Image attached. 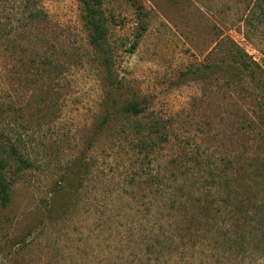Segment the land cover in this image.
<instances>
[{"label":"rangeland","instance_id":"374dc122","mask_svg":"<svg viewBox=\"0 0 264 264\" xmlns=\"http://www.w3.org/2000/svg\"><path fill=\"white\" fill-rule=\"evenodd\" d=\"M137 2L0 0V264H264V0Z\"/></svg>","mask_w":264,"mask_h":264},{"label":"trees","instance_id":"16d2710c","mask_svg":"<svg viewBox=\"0 0 264 264\" xmlns=\"http://www.w3.org/2000/svg\"><path fill=\"white\" fill-rule=\"evenodd\" d=\"M78 1L82 6L83 20L86 26L88 27V29L90 30V41L95 45L102 44L106 38V28L104 26V22H103L104 19L102 17V12L101 10L98 9V7L95 6L100 4V0H78ZM131 1L134 3V5L138 6L137 0H131ZM125 110L135 115H138L143 111L142 108L135 103L127 104L125 106ZM158 123L159 121L154 119L152 123L145 124L144 127L148 129L150 128L151 130L153 129L152 126ZM159 191H161V187H159ZM0 195H1L2 203L5 204L7 201L6 186L1 177H0Z\"/></svg>","mask_w":264,"mask_h":264}]
</instances>
